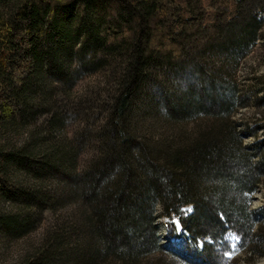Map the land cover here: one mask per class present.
<instances>
[{"label": "trees", "instance_id": "obj_1", "mask_svg": "<svg viewBox=\"0 0 264 264\" xmlns=\"http://www.w3.org/2000/svg\"><path fill=\"white\" fill-rule=\"evenodd\" d=\"M263 12L264 0H0V249L28 237L44 209L84 205L10 264H170L149 259L169 251L158 204L177 217L169 238L188 263L205 264L210 245L199 238L234 228L250 237L264 219L249 205L264 152L243 145L232 118L233 70L260 39ZM86 76L101 78L102 100L80 93ZM66 101L103 116L98 154L82 170L90 135L79 146L66 136ZM159 117L171 133L154 149L136 125ZM201 117L213 121L180 126Z\"/></svg>", "mask_w": 264, "mask_h": 264}, {"label": "rangeland", "instance_id": "obj_2", "mask_svg": "<svg viewBox=\"0 0 264 264\" xmlns=\"http://www.w3.org/2000/svg\"><path fill=\"white\" fill-rule=\"evenodd\" d=\"M261 17L264 19V12L261 14ZM261 33L262 35L258 42L250 48L245 58H243L239 65L233 70L234 79L237 81L240 88L241 99L236 110L232 114V118L238 125V130L242 133L243 145L247 146L259 143V145L263 146L262 152H264V29ZM195 43L196 40L192 42V46ZM208 63L209 67H213L215 64L217 67H220L221 65L225 66V70H231L232 68L231 66L229 67V65H225L224 61L213 63V61L210 60ZM96 79L99 81L101 78L99 76L97 78L86 76L77 84L78 89H81L80 93H82V89H84L83 92H88V94L89 91H92V95L84 94L86 99H89L88 97L90 96L91 104L94 100H102V98H100L102 97L99 93L100 91H95L96 88L94 87V84ZM107 87H105L104 84H100L97 90L100 88L102 90ZM74 102H76V100ZM64 103L65 109L67 110V114L65 115L69 116L65 120V134L69 140H76L77 146H79L78 140L80 135H90L89 137H84L85 142L84 144L82 143L83 154L80 155L78 162L79 169L82 170V168L84 166L86 168L88 163H91L95 155L98 154L97 151L99 150L100 144L98 143V139L94 140V135L97 130L96 128H98V126L101 127L103 116L101 117L97 115L95 117V112L93 111V116L91 118H86L85 114H80V109L77 108L79 107L82 109L85 104L78 106L76 103L77 105L75 107L72 104L69 106L67 101ZM134 121L139 122L140 120L134 118ZM209 121H213V119L201 117L187 125L180 124V126L183 128L184 126H188L189 131H192L199 128L202 123H208ZM136 127L139 139L143 137L145 142L150 147H154V149L159 146L157 143L164 144L165 141H168V138L170 137V134L168 133H171V131L167 130V127L164 125L163 118L160 117L159 120L150 118L145 122L143 121L141 124L137 123ZM256 149H254V151H256ZM55 185L57 188V183ZM71 188H73V185L67 186L66 183L60 184L59 187L62 191L63 189L69 191ZM74 189L78 194L85 195V187H74ZM249 205L251 210L264 208V176L261 177L256 191L249 196ZM83 207L82 199L79 197L75 202L68 200L60 204L58 209H56V212L50 209H44L36 228L30 235H28V237L21 240L9 241V248L4 247L0 249V264H10L17 260L18 255L24 250H27L30 245L34 246L46 238L45 236L52 235L53 232H56L58 223H61L64 217L70 214L79 216L80 210L83 209ZM157 208V213L159 215L158 236L161 239V243L164 242L167 246L166 249H169V251L166 250V253L163 250H159L154 252L149 259H162L170 264H202L200 260L193 262L194 259L187 256L189 259L188 263L187 260L182 257L183 251L181 245H174L169 238V236L176 233L175 229L180 228L177 217L174 215H164L161 204H158ZM183 211L186 212V215L190 214L193 212V206H184ZM241 234L240 231L234 228L230 232H226L221 239H216V237L214 239L211 235L199 238L198 242L200 248H202L203 242H207L210 245V247L206 249L202 261L205 262V264H264V219L255 224L250 237L245 238ZM172 255L177 256V258Z\"/></svg>", "mask_w": 264, "mask_h": 264}]
</instances>
